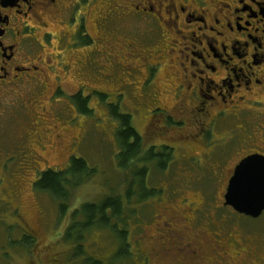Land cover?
Wrapping results in <instances>:
<instances>
[{
	"label": "rangeland",
	"instance_id": "obj_1",
	"mask_svg": "<svg viewBox=\"0 0 264 264\" xmlns=\"http://www.w3.org/2000/svg\"><path fill=\"white\" fill-rule=\"evenodd\" d=\"M152 1H88L82 30L51 25L48 79L0 91V264H81L76 242L65 236L79 218L73 214L85 203L125 196L129 188L137 193L121 227L131 256L114 260L118 236L94 227L82 239L92 258L107 264H264V213L251 219L224 205L235 166L264 150V117L251 113L247 122L216 119L215 109L210 117L178 113L170 82L178 68L171 61L178 43L172 42L180 39L171 21L157 23L132 8ZM79 91L89 99L90 116L69 98ZM113 103L132 116L142 157L153 147L158 153L164 145L174 148L165 170L149 164L143 196L157 193L145 200L141 178L119 166ZM71 156L96 172L74 189L62 217L61 202L33 184L47 168L65 169ZM26 233L35 238L30 250Z\"/></svg>",
	"mask_w": 264,
	"mask_h": 264
},
{
	"label": "flooded vegetation",
	"instance_id": "obj_2",
	"mask_svg": "<svg viewBox=\"0 0 264 264\" xmlns=\"http://www.w3.org/2000/svg\"><path fill=\"white\" fill-rule=\"evenodd\" d=\"M88 1L94 0H0V91L48 79L51 25L82 30ZM132 8L157 23L171 21L180 39L172 42L178 68L170 82L179 114L210 117L215 109L216 119L264 117V0H154ZM80 96L88 98L81 91L69 98L76 105ZM256 154L264 150L238 164Z\"/></svg>",
	"mask_w": 264,
	"mask_h": 264
},
{
	"label": "trees",
	"instance_id": "obj_3",
	"mask_svg": "<svg viewBox=\"0 0 264 264\" xmlns=\"http://www.w3.org/2000/svg\"><path fill=\"white\" fill-rule=\"evenodd\" d=\"M76 105L81 114L85 116L92 114L88 98L78 97ZM110 114L118 123L116 136L121 148L118 155L119 166L125 171L129 170L128 174H137L141 178L142 185L140 184L138 187L141 199L145 200L157 193L156 190L151 189L143 196L144 177L149 170V164L153 163L157 167L156 169L165 170L171 159V149L164 148L163 152L157 153L154 148H151L142 157V137L133 127L132 116L121 113L119 107L115 104H111ZM95 172L96 170L92 169L84 159L72 157L69 165L64 170H46L42 172L35 181L34 188L40 192L48 193L60 201L59 209L61 216L64 217L68 213L69 202L72 199L74 189L89 179ZM136 193L132 188H129L125 196L113 195L98 204L85 203L73 214V219L76 216H79V218L67 229L65 236L67 240L73 239L76 242L74 257L81 259V264H107L86 254L82 245L84 233L94 227L111 229L118 236L120 247L114 260L129 259L131 256L130 242L127 230L123 229L121 225L127 206H129L132 196ZM23 243L30 250L35 246V239L30 234H25Z\"/></svg>",
	"mask_w": 264,
	"mask_h": 264
},
{
	"label": "water",
	"instance_id": "obj_4",
	"mask_svg": "<svg viewBox=\"0 0 264 264\" xmlns=\"http://www.w3.org/2000/svg\"><path fill=\"white\" fill-rule=\"evenodd\" d=\"M224 205L236 213L259 218L264 212V156L251 155L235 168L229 180Z\"/></svg>",
	"mask_w": 264,
	"mask_h": 264
}]
</instances>
